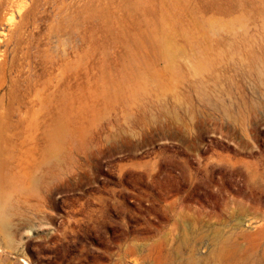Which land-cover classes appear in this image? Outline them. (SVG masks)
<instances>
[{"label":"rangeland","instance_id":"rangeland-1","mask_svg":"<svg viewBox=\"0 0 264 264\" xmlns=\"http://www.w3.org/2000/svg\"><path fill=\"white\" fill-rule=\"evenodd\" d=\"M0 264H264V0H0Z\"/></svg>","mask_w":264,"mask_h":264}]
</instances>
